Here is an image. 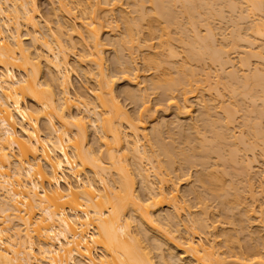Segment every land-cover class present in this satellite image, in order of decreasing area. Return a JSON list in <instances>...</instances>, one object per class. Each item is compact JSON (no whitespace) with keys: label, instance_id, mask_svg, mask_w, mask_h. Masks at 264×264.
Wrapping results in <instances>:
<instances>
[{"label":"bare ground","instance_id":"bare-ground-1","mask_svg":"<svg viewBox=\"0 0 264 264\" xmlns=\"http://www.w3.org/2000/svg\"><path fill=\"white\" fill-rule=\"evenodd\" d=\"M46 1H48L49 6H47V12L40 9L38 6L39 0H0V264H154L150 249L153 247L156 250L161 249L163 243L165 245L162 247L166 248V242L170 245L171 250L177 249L180 251L179 253L176 252V257H174L176 260L174 262L179 261L177 264H236L246 263L251 259L259 264H264V254L260 251V246L264 243H260V245L259 242L253 244L251 242L250 245L248 244L250 247L244 243L247 247H243V243L239 241V236L235 233L236 231L239 234L238 229L242 231L245 226L243 223L245 224V221L249 220L243 219V223L238 224L239 228L236 229L238 225L233 226L236 219L238 220L237 223L239 221L241 223V219L244 217L242 214L248 212L249 214L246 213L245 216L247 214L251 215L250 213L253 215V211L250 210L253 209L252 204H249L250 209L246 210L248 206L244 207L245 209L243 208L244 213L236 212V210H239L237 209L239 205L242 204L241 198L243 199V197L240 193L243 191L248 193L245 188L248 189L250 184L247 181L249 179H245L248 176L244 173V176H241L242 178L246 177L242 180L245 181V186L246 184L249 185L245 187L243 181V190L241 188L242 184L240 187L238 185L237 187L241 188L240 191L242 190V192H237L238 188L233 191V188L236 187L231 184L229 187H232V191H230L231 188L227 187L229 182L225 185L224 175L228 168L223 169L220 161H224L226 158V161H228L231 157H227L229 154L236 156L234 157L237 158L236 162L240 161L241 159L237 157L240 149H235L236 146L233 147V145L231 149H227L228 152L229 150L231 152H227V155L224 156L223 149L220 148L223 141H225L221 139L225 137L223 136L224 132L222 134L212 128L215 124L217 126L219 122L215 120L214 123L213 116V119L208 117L210 115L209 111H207L208 113L205 112L208 107V109L212 107V111H215L213 110L215 106H212L214 104L207 103L211 106L208 105L207 108H204L207 105L206 101L204 107L202 105L203 99L202 102H198L202 105V109L204 108V111L202 109L201 111L209 114L205 115L203 113L207 118L203 122L207 123L208 119H210V122L212 121L211 123L208 122L206 127L203 125L210 133L211 130L209 129L214 130L211 134L213 139L211 138L209 141L206 140L210 139L211 136L206 137V133L198 135L199 124H196V126L193 123L194 121L188 122L187 119L186 124L189 123V127L192 123L195 128L198 127V131L193 133L196 137L201 136L198 137V143L196 137L193 139L192 137L188 138L191 136L190 131L196 130L192 125V130L186 131L190 135L183 131L184 135L186 133L189 136H182L181 133L183 132L180 133L181 127H184L181 130H185V126L188 127V124L184 125V120H182L183 122L177 120L175 124H170V127L174 126L177 131L179 128L178 133L181 135H178L183 137L182 140L176 139V141L173 139L175 138L174 135L171 139V135L168 136L167 134L171 139L169 143L161 137V129H165L166 132L168 129L163 125H168L171 119H169L170 122L166 120V123L162 121L163 125L160 122L162 119L159 121L160 123L156 122L158 124L151 125L149 123L151 125L148 128L150 131L147 132L146 121L140 118L139 123L132 122L129 114L124 111L122 105L117 101L113 89V78L106 73L103 65L104 56L102 51L105 44L100 38L104 28L105 30L109 28L110 30L107 29L108 32L114 31L113 28L117 27L115 22L119 19L122 23L119 20L117 22L123 25V36L120 34L121 39L118 38V41L115 42L118 45V52L121 54L120 56L117 52L115 56V58L119 56L116 58L119 59L118 62L115 61L117 63L115 65H119L116 68L119 69V74L126 79L128 78V82L130 79L135 83L139 75V68L134 64L135 58L133 57L135 56H132V54L142 48L145 49V53L143 50L141 52L140 61L145 70L152 71L151 77H149L151 79L148 80L149 82L151 80V85L148 86L158 92L160 97L170 99L169 105L176 104L174 105L176 106V112L173 111L176 114L174 117L179 115L184 117L191 113V105L188 104L187 97L195 91L198 79H200L198 76L195 77L198 72L194 69V65L191 67L189 64L192 62L195 64L194 61H197L198 64L200 63L198 61L207 58L211 60L210 62L207 61L208 63H216L220 72L230 62L231 49H235L239 45H236L237 42L235 43V41L244 42L249 48L255 45L256 41H259L256 40L257 38L264 40L262 38L264 37V14H262L264 13V0H125L126 4L129 3V6H133L134 16H130L128 12L127 16V13L123 12L124 10L120 8V1L122 0ZM147 3L148 7L144 5H147ZM223 6L225 7L223 8ZM221 8L228 9L226 13L230 10L235 13L238 11L234 14L236 17L230 12L240 20L241 24L239 25L240 22L237 23L234 17L228 13L230 16H227V18L232 16L234 19V21H232V18L231 21L228 20L234 26V28L233 26L230 27L233 29L232 31H230V28L227 31L230 34L229 39H231L232 33V41L229 40L231 41L229 43L228 40H225L224 42V38L221 39L222 35L219 33L222 44L219 42L217 44L220 45L215 46L214 36H216V32L210 28L212 27L210 23L214 17L225 21ZM115 11L119 14L118 16L116 14L118 18L114 15ZM258 13L261 15L260 17L256 15ZM180 15L185 17L183 20L186 21L183 23L188 33L184 31V27H182L183 30L180 29L181 27L177 29L178 25L182 24L183 26ZM251 16L255 18H251ZM245 18L247 22L249 19L248 23L243 21L246 22L244 26L247 25L244 31L246 33L240 31L243 34L240 35L238 28L241 30V25L244 28V23L241 20H245ZM178 19L180 22L177 21ZM197 24L201 25V28L203 26V31L200 30V27H197ZM21 27L25 28L24 34L28 36L30 45L23 43ZM172 28L173 30L176 29L175 32L172 31ZM237 30L238 32H236ZM183 31L186 33L184 34V36H187L186 39H184ZM5 32H7L6 35ZM175 34H177V38H174ZM176 39L179 43L175 41ZM226 42L227 44H225ZM179 44L181 48L184 47L183 50L179 49L180 46L178 47V50L183 52L182 54L176 48ZM244 44L241 43V46H244ZM258 44L256 45L258 46ZM77 45L78 49L75 48ZM242 48L244 49V47ZM75 49L78 50V53L76 50L74 62L81 68L85 81L89 83V86H85V89L91 93V100L88 99L87 91L72 90L69 73L74 68L68 60V54ZM261 49L264 50V48ZM261 49L258 52H254L250 48L245 51L250 54L248 57L257 56L256 58L264 63V53H262L264 51ZM125 50L127 55L123 54ZM178 56H182L183 59L180 60L179 58L180 61H177ZM250 58H248V61ZM245 59L247 58L240 60L239 57L238 63L240 65L237 63L238 68L250 66ZM188 62L190 63L187 67ZM85 63H89V68ZM175 64H177L176 68ZM233 65L231 63V66ZM189 67L192 70L191 68L189 70ZM202 68L199 71L203 76L204 71H201ZM174 69L176 74L171 73ZM235 69L236 67H234V71H228L227 69V73L232 78V83L236 79V84L242 82L241 85L244 88L249 84L248 89H245L242 93L246 97L249 96L247 102L252 104L249 112L258 108H253L256 105L255 101L259 100L260 105L258 104V106H264V73H260L262 70L252 68L254 72H259L257 75L252 73L251 77L255 76L256 78L250 84L248 82L250 75L245 76L243 74V78H240L239 75H236ZM247 70L251 71V69ZM194 71L197 73L195 74ZM245 73L248 74L246 70ZM224 74L226 75V73ZM205 76L204 79H206ZM193 77L198 79L196 80ZM230 77L227 82L230 81ZM231 82L228 83L230 87L227 86V90L231 94L229 95L233 97L238 88L236 85V87L232 86ZM193 84L196 85L194 89ZM224 84L227 85V83ZM257 86L262 90L259 95L257 91H254ZM224 88L226 89V86ZM126 90L124 93L126 96L129 95L131 99H134L132 97L140 99L137 102L141 104V113L147 115L148 107L145 99L147 96L144 94V90L140 89L141 91H138V94L141 92L138 95L140 98L136 97L137 93L135 95L133 91ZM239 91L236 93L239 94ZM158 93L157 95H159ZM177 95L181 100L180 102H182L181 105H177L176 100H174V98H177V101H179ZM218 96L220 97L216 93L217 99H221ZM134 100L136 101V99ZM232 103L237 105V102ZM72 107L77 112L75 115L71 114ZM223 107L219 110L222 111ZM226 107L223 111L225 116L221 118H224L222 120L224 123L220 122L219 124L222 123L223 129L221 131H227L225 129L228 128L227 125L232 124L230 123L232 122L231 116H234L232 114L237 109L236 106L235 110L234 108L230 109L231 106H229L230 108H228V105ZM242 110H244L243 112L247 111L246 109ZM259 110L261 111V109ZM259 110H257V113ZM202 112H200L201 122L204 117ZM231 112L233 113L231 114ZM245 113L243 114L245 115ZM196 116H199V113ZM247 116L245 118L242 116L244 120L247 118L245 122L241 121L245 125L242 124V126L245 127V130L250 128L248 134L250 131L253 133L250 136L254 138L261 137L260 141L258 139L255 141L254 138V141L251 140L253 143L258 144V141L261 143L260 146L257 145L259 146L257 151L259 150V159L264 163V131H262L264 126L259 127L261 122H258V118L254 117L255 121L253 116L252 118H249L251 115ZM218 120L220 119L218 118ZM87 127L92 128L93 133L96 131L95 136L93 134L94 138H92L93 143H97L95 147L87 145V130L89 129ZM219 128L221 129V127ZM168 131L170 134V129ZM207 131L204 130V132ZM149 132L152 134L150 135ZM171 132V134H176V132ZM241 132L242 130L237 135H240ZM228 134L226 137H228ZM149 135L150 138L153 136L151 138L153 141L152 146H156L157 151L153 149V152H151L152 148L149 146L151 144H146L149 141ZM242 135L239 138L232 133L234 140L235 138L241 139L240 141L236 140L238 145L239 142L245 145L248 141L245 139L243 144ZM219 137L220 142L223 140L218 143L221 144L220 146L217 144ZM190 139L195 140L193 141L195 143ZM173 140L175 143L181 140L180 143L182 144H175ZM234 140L232 143H234ZM226 142H224V145H226ZM248 142L243 146L244 148L241 147V151L246 149L245 153L251 154L249 155L250 159L248 156V158L244 157L245 159L242 160H245L246 163L242 161L245 163L243 164L240 161L243 165L237 162L242 172L244 168L246 170L248 167L250 172L252 169L249 166L250 162L253 164L255 159V154L252 151L254 148L256 149V145L251 143L250 140ZM147 146L150 147L148 150ZM218 148L222 150V154H218ZM197 149L198 151H195ZM196 152H199V154ZM210 153H215L214 156L220 158L218 163L223 170L220 169L221 167L218 168V165H215L216 169L218 168L217 170L213 169L215 167L213 164H216L218 159L216 160L214 156V159H209ZM221 155L225 158H222ZM176 157L182 158L179 160H182L180 162H183L184 165H193L192 163L195 160L194 164L199 162L202 164L199 165V170L196 169L198 172L195 170L197 174H195V185H198L200 189L199 187H197L199 190L190 187L191 190L195 191H193V197L196 199V202H194L199 209L195 211L196 214H192L184 200L179 199L178 190L171 181L169 173L162 170L163 166L172 169ZM209 160L212 161V165L210 163L208 165ZM234 160L231 161L232 164L235 163ZM235 165L236 163L233 164V166ZM201 166H203V170ZM241 166H244V168L241 169ZM207 168L211 170L206 171ZM218 170L222 171L217 172ZM233 172L236 171L233 170ZM239 172L236 173L240 174ZM247 174L249 173L247 172ZM134 176L138 177L140 191H136L134 187ZM252 193L254 192L252 191ZM248 194H251L250 191ZM254 194L250 195V199H256ZM211 197L216 199V203L218 202L217 204L221 208L220 213L224 216L223 221V218L221 221H217L216 216L214 217L213 214L212 216L209 212L206 200H210ZM194 198L193 200H195ZM232 203L237 205L234 206ZM244 204L245 202L242 205ZM165 207L168 209L167 211H170L166 215L163 214V217L160 216L161 221L159 214L156 212ZM260 207H257V210H260ZM231 208H233V211ZM243 209L241 208V210ZM234 210L235 214L238 213L237 216L241 218L240 220L238 217H233ZM261 212L264 214V209ZM218 215L220 216V214ZM262 216L259 219L264 221ZM230 218H233L232 221L235 220L234 223H231ZM218 222H223L227 226L230 223L232 227H221L217 230ZM230 231H233L236 235H233V232ZM208 235H212L213 238H208ZM217 236H221L220 240H215ZM256 236L254 233V238ZM161 238L165 241L163 242ZM153 239L156 241L153 242L155 243L154 246L152 243L150 245L147 242ZM144 240L147 241L143 242ZM239 242L242 244L243 249ZM219 249H222V251ZM160 256L161 261L165 260L164 255ZM183 259H186V261L183 262ZM163 263H166V260Z\"/></svg>","mask_w":264,"mask_h":264},{"label":"rangeland","instance_id":"rangeland-1","mask_svg":"<svg viewBox=\"0 0 264 264\" xmlns=\"http://www.w3.org/2000/svg\"><path fill=\"white\" fill-rule=\"evenodd\" d=\"M121 2V7L120 8H122L123 10V12L124 13H129L130 14V16H134V12L132 11L133 10V6L132 5H128L129 3H127L126 4V1L125 0H122V1H120ZM48 1H46V0H39V2H38V6L40 7V9L42 10V11H44V12H47L48 11ZM145 6H147L148 7V3H147V5L146 4H144ZM243 6H244V4H242ZM48 6V7H47ZM242 6V7H243ZM225 6H223V8H224ZM46 8V9H45ZM132 8V9H131ZM223 8H221V11H223V13H222V15H223V17L225 18V21L223 20V19H221V20H219L217 17H214L213 19H211V23H210V26H212V27H210L211 29H213V31H215L216 32V36H214V38H215V40L217 41H215L214 40V45L215 46H217L218 44L217 43H219L220 42V44H222L221 43V41L222 40H220L219 38H221V36H220V34L222 35V38L221 39H223L224 38V42H225V40L227 41H229V40H231L232 41V38H233V35H232V33H231V39H229L230 38V34H228V29L230 28V27H232L233 25H232V22L230 23L229 21H231L230 19L232 18L233 19V17L235 16L234 14H236L238 11H236V13L235 12H232L231 10V12L233 13V15L231 14V12L229 11V12H227L226 13V11L228 10V9H223ZM179 9V8H178ZM41 11V12H42ZM116 13H114V15L116 16V14H117V16L119 15L118 14V12L117 11H115ZM131 12H132V14H131ZM128 13L126 14L127 16H128ZM230 15H232L231 16V18L230 17H228L227 18V16H230ZM228 14V15H227ZM262 14H264V13H262ZM200 16H202L201 14H199ZM221 15V16H222ZM225 15V16H224ZM257 16H261L259 13L258 14H256ZM116 16V17H117ZM181 16V15H180ZM199 16V17H200ZM255 16V15H254ZM182 17V16H181ZM199 17H198V19H199ZM223 17H221V18H223ZM236 17V16H235ZM234 17V19H235V21L237 22V23H239L240 22V20H238L237 18H235ZM256 17V16H255ZM255 17H252L251 16V18H255ZM118 18V17H117ZM183 18L185 19V17L183 16L182 17V20H183ZM202 18V17H201ZM234 19L232 20V21H234ZM249 19H250V17H249ZM249 19H248V22H249ZM119 19H117L116 20V22L115 23H117V27L116 28H113L114 29V31L112 30V31H109L108 32V30H110L109 28H106V30H105V28H104V33L102 32V34H101V40L103 41V43L105 44H103L104 46V49H103V56H104V59H103V65L105 66L104 68H105V71H106V73H108L109 75H111V77L113 78V89H114V94H116L115 96H116V98H117V101H118V103L120 104V105H122V108L124 109V111L125 112H127V114H129V118L131 117V119H132V122H135L136 124L137 123H139V120H141V119H144L145 121V125L147 126V132L148 131H150L148 128H150V126L151 125H153V124H155L156 122H159L161 119V123H162V121L163 122H167L166 120H168V122H170V120L169 119H171V122L168 124V125H166V124H164L163 125V123H162V125L164 126V127H166V128H168L167 129V132H166V130L164 129H161L162 131H164V132H162L161 131V133H162V136H161V134H160V136L163 138V140H165V142L166 141H169V143H170V140L173 138V137H175V138H173V139H181L182 140V138L183 137H181V136H179L178 134H180L181 132H186V131H190V130H192V128H191V125L194 123L195 125L197 124H199L198 126H200L199 127V131H198V127L197 128H195L193 125H192V127H194L196 130L194 131L193 130V132L192 131H190L191 132V136H189L190 135V133H187V134H189V135H186V133H185V135H186V137L187 136H189L188 138H190V137H192V139L193 138H195L196 137V135L195 134H193V133H195L196 131H198V135H201V133H206L205 135H206V137H209V136H211V134H213V131L215 130V131H219V132H221L222 134H223V132H224V134H226V135H224L223 134V136H225V137H223V138H221V139H223V140H225V141H223V145L222 146H220L221 144H218V143H221L219 140H221L220 139V137L217 139V144L220 146V148L221 149H223V152H221L222 150H220L219 148V153L218 154H224V156L225 155H227V152H228V150L227 149H231V147L233 146V147H235V149L236 148H238V149H240V150H238V156L237 157H239L241 160V162L243 161L242 159H245L244 157H249V159H250V156L249 155H251V154H247V153H245L246 151L245 150H243V151H241L242 149H241V147L242 148H244L243 146H245L247 143H249L248 141L250 140L251 141V143H253L252 142V140H253V136H250V135H252L253 133L250 131L249 132V134H248V131L250 130V128H246V130H245V125L243 124V123H241V121L243 120L244 122H245V120H247V118H248V116L247 115H251L249 118H252V116H253V119H255L254 117H256V119L258 118V122H261L260 123V126L259 127H261V126H264V113H262V112H264V109H262V107H264V106H262V107H260V106H258V104L260 105V102L258 103V101H255L256 103V105L253 107L254 109L256 108V107H258V108H256L255 110H253L252 112H256L255 114H257V115H255L254 113L252 114V112H249V110L251 109V107H252V104H250L251 102H247V100L249 101V96L248 97H246V96H244L242 93H243V91L245 90V89H248L247 88V86H249V84L247 85V86H245V88H244V86H242L241 85V83H238V84H236V82H237V80L236 79H234V84L231 82V81H233L232 80V78L229 76V73H227V69H228V71H231V70H233L234 71V67H236V69H235V73H237L236 75H239L238 77H242L243 78V76L245 75V76H248V75H250L249 76V80H248V82L251 84V82H253V80H255L254 78H256L255 76L253 77H251V75H252V73H255L256 75L258 74V72L260 71V69L262 70V72L260 71V73L262 74V73H264V69H262V68H264V63H262V60L260 61L258 58H256L257 56H254V57H252V58H250V57H248V55H250V54H248L245 50H249V48L251 49V50H254V52H258L261 48H264V43H262V42H264V40H260L259 38H257L256 40H259L258 42L256 41V43H254L255 45H253V46H250L249 48H247L248 46H246L245 44H244V42H238V41H235V43H236V45L237 44H239L238 46H236V50L235 49H231V53H230V62L229 63H227L226 65L228 66H225V67H223V68H225V69H222V71H220L219 72V69H218V66L216 65V63L214 62L213 64H210V63H208V62H210L211 60H208L207 58V60L205 61L204 59V61L206 62H204L203 60H201V61H198V62H200V63H198L197 64V61H194V62H196L195 64L193 63H190V62H188L187 63V67L190 65L191 67H193V65H194V69L198 72H196V71H194V73L196 74V76L195 77H197L198 76V78H200V79H198V78H195V77H193V78H195L196 80L198 79V83H197V86H196V88H195V86H194V84H193V89L195 88V91L193 92V93H190L189 94V96L187 97V100L189 101V103H188V101H187V103L189 104V105H191L190 106V108H191V113L190 114H192V115H187V116H176V117H174L176 114H175V112H176V106H174V105H176V104H170L169 105V101H170V99L169 100H167V99H165L163 96H161L160 97V94L158 93V92H155V90H153L152 88L150 89V87L148 86V85H151V80H150V82L148 81L149 79H151V78H149V77H151V72L152 71H150V70H145L144 69V67H143V64L141 63V52H142V50H143V48L141 49V50H137V51H135L134 49H133V51H135L134 52V54H132V56L134 55L135 57H133V58H135V62H134V64L139 68L138 69V76H137V79H136V81H135V83L136 82H139L138 84H135L134 82H133V80L131 81L130 79H129V82H128V78L126 79V78H124L121 74H119L120 72L118 71L119 69H116V68H118V66L119 65H115V64H117V63H115V61H117V60H119V59H116L117 57H119V56H117L116 58H115V56H116V54H117V52H118V45H117V43H115L116 41H118L117 39L119 38V39H121L120 38V34H122L123 33V30H122V22L120 23V22H117ZM181 20V22L183 23L184 21H186V20H183L182 21ZM200 20V19H199ZM229 20V21H228ZM177 21H179V19L177 20ZM239 21V22H238ZM242 22L243 21H246V18H245V20L244 19H242L241 20ZM180 22V21H179ZM227 22V23H226ZM247 22V21H246ZM246 22H243L244 24H243V27L244 28H242V25H241V30H240V28H238V30H239V33H240V35H243V34H241V32L240 31H242V33H246V32H244L245 31V27L247 26H244L245 24H246ZM247 22V23H248ZM230 23V24H229ZM234 23V22H233ZM180 24V23H179ZM241 24V22L239 23V25ZM229 25V26H228ZM235 25V24H234ZM238 25V24H237ZM238 25V26H239ZM201 26V25H200ZM198 24H197V27L199 28L200 27ZM179 27H181L180 29L181 30H183V28L182 27H184V23H183V26H182V24L181 25H178V28L177 29H179ZM240 27V26H239ZM223 28V29H222ZM226 28V29H225ZM233 28H234V26H233ZM184 29H185V27H184ZM221 29H222V32L224 33H222L221 32ZM231 30L230 31H232L233 29L232 28H230ZM243 29V30H242ZM121 30H122V32H121ZM174 30H176V29H174ZM173 30V28H172V31H174ZM200 30H202L203 31V26H202V28L200 27ZM236 30V29H235ZM238 30L236 31V32H238ZM20 31H21V34H22V36H21V38H22V41H23V43L24 44H26V45H30V42H29V39H28V36L27 35H25L24 33H25V28H23V27H21V29H20ZM184 31H186V33H188L187 32V30L185 29ZM183 31V32H184ZM202 31H201V33H202ZM175 32V31H174ZM177 32V31H176ZM185 32L183 33V36H184V34H186ZM220 33V34H219ZM7 34V32H5V35ZM171 34H173V33H171ZM178 35H182V34H178ZM188 35V34H187ZM225 35V36H224ZM122 36H123V34H122ZM173 36V35H172ZM183 36H182V38H183ZM217 36H218V38H217ZM227 36H228V39H227ZM110 38V39H109ZM174 38H177V34H175V36H174ZM178 38H179V36H178ZM180 38H181V36H180ZM187 38V36L185 35L184 36V39H186ZM262 38H264V37H262ZM115 39V40H114ZM184 39H183V41H184ZM110 40V41H109ZM112 40H114V41H112ZM178 39H176L175 41L177 42V43H179V41H177ZM220 40V41H219ZM237 40V39H236ZM231 41H229V43L231 42ZM260 41H261V44H260ZM111 42V43H110ZM224 42H223V44H224ZM241 43L242 44H244V46L242 45L241 46ZM257 43H259L260 44V46H259V44H258V46L256 45ZM174 44H176V43H174ZM219 44V45H220ZM225 44H227V42L225 43ZM117 45V46H116ZM182 45V44H181ZM218 45V46H219ZM176 46V45H175ZM180 46V44L179 45H177L176 46V48H177V51L178 52H180L179 50H178V47ZM116 47H117V50H116ZM242 47H244V49L242 48ZM254 47H257V48H255L254 49ZM75 48H77L78 49V45L75 47ZM183 48L184 47H182L181 48V46H180V48L179 49H182L183 50ZM238 48V49H237ZM240 48V49H239ZM260 48V49H259ZM77 49H75L73 52L71 51V50H69V51H71L69 54H68V60L70 61V64H71V66L74 68V69H72L71 71H70V75H69V79L71 80V86H72V90H74V91H80V90H82L83 92L84 91H87V94H88V99H90L91 100V93L89 92V90H87V89H85V86H89V83H87L86 81H85V79H84V77H83V74H82V71H81V68L77 65V63L76 62H74L75 61V55H76V50ZM256 49H258V50H256ZM181 50V51H182ZM234 50V52H232ZM250 50V51H251ZM256 50V51H255ZM262 50V49H261ZM68 51V52H69ZM144 51V53H145V49L143 50ZM238 51V52H237ZM262 51H264V50H262ZM241 52V53H240ZM261 52V51H260ZM77 53H78V50H77ZM119 54H120V52H118ZM181 54L183 53V52H180ZM243 53V54H242ZM246 53V54H245ZM262 53H264V52H262ZM118 54V55H119ZM123 54H125V55H127L126 54V50H125V52L123 51ZM239 54H241V55H239ZM142 55H143V53H142ZM180 55V54H179ZM120 56H121V54H120ZM245 56V57H244ZM124 57H126V56H124ZM239 57H240V60L241 59H243L244 60V58H247V59H245V60H247V64H249L250 66L249 67H246V66H241V67H243V68H238V62H239ZM242 57V58H241ZM179 58H180V60L181 59H183V57L182 56H178V58H176L177 59V61H180L179 60ZM248 58H250L249 59V61H248ZM116 59V60H115ZM208 61V62H207ZM118 62V61H117ZM213 62V61H212ZM259 62H261V63H259ZM177 63V62H176ZM190 63V64H189ZM204 64L203 66H205V67H203L202 66V64ZM231 63H232V65L233 66H231ZM238 63V64H237ZM87 63H85V65H86ZM142 64V65H141ZM178 64V63H177ZM177 64H175V68H176V65ZM189 64V65H188ZM246 64V65H247ZM261 64H262V66H261ZM240 65V64H239ZM257 65V66H256ZM258 65H260L259 67H258ZM87 66H88V68H89V63L87 64ZM86 66V67H87ZM116 66V67H115ZM252 66V67H251ZM255 68H257V69H259V71L257 72V71H253V69H254V67ZM84 67V66H83ZM187 67H185V69H187ZM191 67H189V70H190V68ZM204 68V70H203V68ZM240 67V66H239ZM91 68V67H90ZM174 68V67H173ZM172 68V69H173ZM200 68H202V72L204 71V73H203V76L201 75L202 73L199 71L200 70ZM220 68V67H219ZM240 69V70H238V69ZM253 68V69H252ZM171 69V70H172ZM243 69V70H242ZM247 69H251V73L249 72V70H247ZM44 70V69H43ZM188 70V69H187ZM191 70H192V68H191ZM221 70V69H220ZM236 70H237V72H236ZM245 70L247 71V73L248 74H246L245 73ZM92 71H94V70H92ZM244 72V73H241V72ZM205 72H207V73H205ZM240 72V73H239ZM257 72V73H256ZM16 73V72H15ZM172 74L173 73H175L176 74V72H175V69L171 72ZM193 73V74H194ZM224 73H226V75H227V77H226V75L224 74ZM259 73V75H261ZM18 74V73H17ZM174 74V75H175ZM206 76H208V77H206ZM244 74V75H243ZM18 76V75H17ZM194 76V75H193ZM204 76H205V78L206 79H204ZM225 77V78H224ZM231 78L230 79V81H228L227 82V79L228 78ZM251 77V78H250ZM203 78V79H202ZM240 78H238V79H240ZM195 80V81H196ZM201 80V81H200ZM223 80H225V81H223ZM229 80V79H228ZM236 80V81H235ZM223 81V82H222ZM239 81V80H238ZM132 82V83H131ZM229 82H231L232 84V86H234V87H236L237 86V91H239V90H241V91H239L243 96L241 97V94L239 93V94H237L236 92H234V94H233V97L232 96H230L231 94H230V92H228L229 90H227L229 87H230V85L228 84ZM218 83V84H217ZM221 83H227V85L226 84H221ZM141 84V85H140ZM223 85V86H222ZM236 85V86H235ZM207 86H208V88H207ZM224 86H226V89L224 88ZM227 86H228V88H227ZM231 86V87H232ZM242 88H241V87ZM136 87V88H135ZM138 87V88H137ZM139 87H140V89H142V90H144V94H146V105H147V107H148V110H147V112L148 113H146L147 115H145V114H143V112L141 113V110H142V107H141V104L140 103H138L139 101H140V99H138V98H135V97H132V98H134V99H136V101L134 100V99H131L130 97H129V95H127L128 96V98H127V96H126V94H124L125 93V90L127 89V90H130V91H133L134 93H135V95H136V93H137V95H136V97H139L138 95H140L141 94V92L138 94V91L140 90L139 89ZM144 87V88H143ZM134 88V89H133ZM244 88V89H243ZM256 88V87H255ZM125 89V90H124ZM133 89V90H132ZM126 90V91H127ZM137 91V92H135V91ZM226 90H227V92H226ZM258 90H259V92H258ZM141 91V90H140ZM154 91V92H153ZM255 92L257 91V94L259 95V94H261V91L262 90H260V87L259 86H257V88H256V90H254ZM133 93V94H134ZM142 93H143V91H142ZM157 93L159 94V95H157ZM216 93L217 94H219L220 95V97L219 98H221V99H217V97H216ZM221 93V94H220ZM236 93V94H235ZM230 94V95H229ZM235 95V96H234ZM239 96V98H238V96ZM178 96V95H177ZM177 96H175V97H177ZM197 97V99H196V97ZM230 96V97H229ZM235 97V98H234ZM245 97V99H243ZM140 98V97H139ZM178 98H179V96H178ZM212 98V99H211ZM138 99V100H137ZM200 99V100H199ZM203 99V101L204 102H202L201 100ZM211 99V100H210ZM219 101H217V100ZM174 100H176V103H177V105H181L182 104V102H180L181 100H180V98H179V101H177V98H174ZM196 100H198L197 102H196ZM231 100H233V101H231ZM235 100H237V101H235ZM241 102H240V101ZM246 100V101H245ZM257 100V99H256ZM138 101V102H137ZM202 102L203 104V107H204V104H205V101H206V104L207 103H210L211 105L212 104H214V105H212V106H215V108H213V110H215V111H212V107H210V109H208L206 106H208L209 104H207V105H205V107L204 108H207L206 110H205V112L206 113H208L207 111H209V114H205V112H202L201 111V109H202V105L200 104V103H198V102ZM208 101V102H207ZM239 101V102H238ZM137 102V103H136ZM220 102H222V103H220ZM232 102H237V105H236V103H232ZM191 103V104H190ZM239 103V104H238ZM246 103V104H245ZM249 103V104H248ZM223 107V110L222 111H220L219 109H221L222 107L220 106V105ZM226 104V105H225ZM235 104V105H234ZM245 104V105H244ZM140 105V106H139ZM199 105H201V106H199ZM211 105H209V106H211ZM218 105V106H217ZM228 105V108H230L229 106H231V108L230 109H233L234 108V110L236 109V107H237V109L235 110V112H234V114H232L233 112H231V114L232 115H234V116H231L232 117V122H230V123H232V124H229V125H227L228 126V128L227 129H225V130H227V131H221L222 129H223V127H222V123H221V125H219L220 124V122H223L224 123V121H222V120H224V118L223 119H221L222 117H224L225 116V112H223L224 111V109H225V107ZM244 105V107H242ZM246 105H248V106H246ZM216 106H217V108H216ZM232 106H234V107H232ZM236 106V107H235ZM201 107V108H200ZM219 107V108H218ZM221 107V108H220ZM241 108V109H239V108ZM203 108V109H204ZM227 108V107H226ZM248 108V109H247ZM250 108V109H249ZM200 109V110H199ZM202 109V110H203ZM239 109V110H238ZM242 109H246L247 111H245L246 113H247V115H246V113L245 112H243L244 110H242ZM259 109H261V111L259 110ZM241 110V111H240ZM257 110H259L258 111V113H257ZM71 114L73 113L74 115L77 113L76 112V110H75V108H71ZM173 111H175V112H173ZM204 111V110H203ZM232 111V110H231ZM200 112H202V115H203V113L205 114V115H209L208 117L210 118V119H213L214 118V123H215V120H217L218 122H219V127H221V129L218 127V125L216 126V124L214 125V126H212V128L214 129H209V128H207V129H209V130H211V133H210V131H207L206 130V124L208 123V122H210V119H208L207 121V123H204L203 121H204V119H207V118H205V116L203 117V119H202V122H201V113ZM211 112V113H210ZM213 112V113H212ZM174 113V114H173ZM198 113H199V116H196V115H198ZM243 113H245V115L247 116V118L244 120V118L246 117ZM251 113V114H250ZM260 113V114H259ZM173 114V115H172ZM212 114H214V115H212ZM222 114H224V115H222ZM259 114V115H258ZM255 115V116H254ZM212 116H213V118H212ZM215 116V117H214ZM218 116V117H217ZM220 116V117H219ZM244 118H243V117ZM259 116V117H258ZM179 117V119H177ZM207 117V116H206ZM217 117V118H216ZM141 118V119H140ZM173 118V119H172ZM175 118H176V121H175ZM216 118V119H215ZM218 118L220 119V120H218ZM153 119V120H152ZM188 120V122H193L191 125H190V127H189V123H187L188 124V127L187 126H185L186 128H185V130L184 129H182L181 130V128H184V127H181L180 128V133H178V131H179V128H178V131H177V128H176V130L174 129V126L173 127H170V124L172 125V123H174L175 124V122H177V120H179V121H182V120H184L185 122H183L184 123V125L186 124V121ZM234 119V120H233ZM253 119H251L252 121H253ZM256 119H255V121H256ZM249 120V119H248ZM250 120V123L252 122ZM262 120V121H261ZM155 121V122H154ZM173 121V122H172ZM200 121V122H199ZM148 122V123H147ZM159 122V123H160ZM205 122H206V120H205ZM212 122V121H211ZM210 122V123H211ZM217 122V123H218ZM151 125H150V124ZM204 123V124H203ZM156 124H158V123H156ZM186 124V125H187ZM242 124L244 125V126H242ZM150 125V126H149ZM166 125V126H165ZM196 125V126H197ZM205 127H204V126ZM162 126V128H164ZM201 126H202V128L205 130V131H207V132H209L208 134H207V132H204V130L201 128ZM90 127H91V125H90ZM208 127V126H207ZM244 127V128H243ZM89 127H87V129H88ZM189 128H191V129H189ZM217 130H216V129ZM262 128H264V127H262ZM170 129V134L168 133L169 130ZM171 129H174V130H171ZM186 129H188V130H186ZM219 129V130H218ZM249 129V130H248ZM202 130V131H201ZM242 130V134H244V135H242L241 133H240V135H242L243 137H242V143L244 144L245 142V139H246V143H245V145H242V144H240V142H239V145L237 144L238 142L236 141V140H239V138H240V135H237V134H239V131H241ZM244 130V131H243ZM251 130H252V128H251ZM171 131H173V133H175L176 131V134H171L172 132ZM247 131V132H246ZM262 131H264V130H262ZM184 132L183 133H181L182 134V136H185L184 135ZM226 132V133H225ZM238 132V133H237ZM95 133H96V131H95ZM95 133H93V131H92V128H89L88 130H87V135H88V137H87V141H88V144L87 145H89V146H92V147H95L96 145H97V143H93V139L92 138H94L93 137V134H94V136H95ZM227 133H229L228 134V137H226L227 136ZM232 133H233V135L235 134V136L236 137H239V138H235V140H234V138H233V136H232ZM252 133V134H251ZM149 134L151 135L152 133L151 132H149ZM167 134H168V136L169 135H171L170 136V138L167 136ZM180 134V135H181ZM150 135H149V138H148V142L146 143L147 145H148V143L149 144H151V145H149L152 149V151L151 152H153V149H155V151H157L156 150V146H152V137L153 136H151V138H150ZM174 135V136H173ZM176 135V136H175ZM178 135V136H177ZM195 135V136H194ZM197 135V136H198ZM259 135V134H258ZM173 136V137H172ZM203 136H204V134H203ZM254 136H257V135H254ZM198 137H201V136H198ZM198 137H196V139H197V143H198V140H199V138ZM245 137V138H244ZM258 137V138H257ZM257 137H255L254 139H256L255 141H257V139L260 141V136H257ZM161 138V139H162ZM211 138H212V136L210 137V139L208 138V140H206V141H209V140H211ZM227 138H230V139H227ZM249 138V139H248ZM207 139V138H206ZM213 139V138H212ZM244 139V140H243ZM252 139V140H251ZM154 140V139H153ZM162 140V141H163ZM180 140V141H181ZM191 140V139H190ZM234 140V143H232V141ZM241 140V139H240ZM239 140V141H240ZM146 141V140H145ZM177 141V140H176ZM180 141L179 142H177V143H180ZM192 141V140H191ZM193 141H195V140H193ZM192 141V142H193ZM227 141V142H226ZM254 141V140H253ZM259 141H258V144L257 143H253L254 145H256V149L254 148V150H255V152H253L252 151V153L253 154H255V159H257V160H253V164H251V162H250V167L252 168L251 170H250V172H249V167L245 170V168H244V166H241V169L242 168H244V171L242 172V170H240V168L238 167V165L239 164H242L243 162H245V160L242 162V163H240V161L238 160L237 162H239V164L236 162V159L237 158H234V157H236L235 155H231V154H229L227 157H230L229 159H228V161H226L227 160V158H226V160H224L225 161V163H224V161H220V163L222 162V164H220L221 166H223V169H227L228 170V172H227V170H226V174L224 175V180H225V185H226V183H228V186L227 187H229V185L231 184L232 186L233 185H235V186H233V187H236V188H233V191L235 190V189H237L238 188V190H236L237 192H242V190H243V187L245 186V181L244 180H242V179H244L246 176H248L247 178H245V179H249V180H247V181H249V184H246V186L245 187H247L248 185L250 186L248 189H250V188H252V189H250L249 191H250V193L251 194H248L249 193V191H248V189L247 188H245L246 189V192H248V193H245V191H243L242 193H240V195L243 197V199L241 198V203L243 204L244 202H245V204H247V205H239V208H237V209H239V210H241V208L243 209L244 207H246V206H248L247 208H246V210L247 209H250L251 208V204H252V207H253V209H250V210H252L253 211V215H252V213H250L251 215H248L249 213L248 212H245V208L243 209V210H241V211H239V210H236V208H235V210H236V212L238 211V212H240V214H242V212L244 213V214H242V216L244 215V217H242V219L239 217V216H237L238 215V213L237 214H235V210H234V212H233V217L235 216V217H238L239 218V220L241 219V223H240V221H239V223H237V219L236 218H234V219H236V221L235 220H233V221H235L236 223H234L233 221H232V219L230 218V220L232 221L231 223H234V225L233 226H236V225H241L242 223H243V219H246V220H248V221H245V224L243 223V225H245L244 226V228H243V225H242V228L244 229H242V231H241V229H238L239 228V225H238V227L236 226V229H238L240 232H239V234H238V232H236L235 231V233H237V235L239 236V238H238V236H237V238L239 239V241L240 242H242L243 243V245H244V243H246L247 244V246H249L250 245V243L252 242V244L253 243H255V242H259V244L261 243H264V221H262L261 219H259V218H261V216L262 215H264V214H262V209H264V172H262V171H264V168H262V167H264V163H262V161H261V159H259L260 158V156L258 157V152H259V150L257 151V148L261 145V143H259ZM173 142L175 143V141L173 140ZM172 142V143H173ZM224 142H226V145H224L225 143ZM229 142V143H228ZM231 142V143H230ZM237 142V143H236ZM143 144L145 143L144 141L142 142ZM177 143H175V144H177ZM193 143H195V142H193ZM228 143V144H227ZM180 144H182V143H180ZM179 144V145H180ZM230 144V145H229ZM153 145H155V144H153ZM242 145V146H241ZM257 145H259V146H257ZM146 146V145H145ZM149 147V148H150ZM156 147V148H155ZM223 147H225V148H223ZM230 147V148H229ZM148 148V146H147V150L149 149ZM246 148V147H245ZM259 149V148H258ZM227 150V151H226ZM195 151H198V149L197 150H195ZM194 151V152H195ZM226 151V152H225ZM235 151V150H234ZM250 151V150H249ZM149 152H150V150H149ZM218 152V151H217ZM231 151L229 150V152L228 153H230ZM155 153V152H154ZM196 153H198L199 154V152H196ZM245 153V154H244ZM251 153V152H250ZM195 154V153H194ZM198 154H196V155H198ZM211 154V153H210ZM215 154V153H214ZM214 154L212 153L211 155H209V159H212L213 158V156H214ZM240 154V155H239ZM216 156V155H215ZM214 156V157H215ZM223 155H221V157H222ZM222 157V158H225V157ZM242 156H243V158H242ZM155 157L157 158V156H156V154H155ZM158 157H160V156H158ZM181 157V156H180ZM211 157V158H210ZM233 157V158H232ZM247 157V158H248ZM257 157V158H256ZM216 158V160L218 159L217 157H215ZM238 158V159H239ZM179 159H182V158H175V161H174V164L172 165V169H168V168H166L165 166H163L162 167V170H163V172H168L169 173V177L171 178V181L174 183V185L176 186V188H177V190H178V196H179V199H181V200H184V203L188 206V209H189V211L192 213V214H194L195 213V211H198L199 209H198V206H197V204H195V202H196V199L193 197V195H194V193H193V191L194 190H191L190 189V187L192 186L193 188L192 189H194V188H196V190H199L200 189V187L197 185H195L196 184V182H195V179H196V177H195V174H196V171L197 170H199V165H202L200 162V164L199 163H195L194 164V162H196V160L192 163L193 165H184V163L182 164L180 161H182V160H179ZM214 159V158H213ZM235 161V163H236V165L235 166H237V167H235V166H233V164H235V163H231V161H233V160ZM249 159H248V161H249ZM219 160H220V158L217 160V163L215 164H213L212 163V161L211 160H209L210 162H208V165H209V163H210V165H212L213 164V166H217L218 165V168H220L219 167ZM214 161V160H213ZM130 162V161H129ZM198 162V161H197ZM227 162H228V164H227ZM231 163V164H230ZM246 163V162H245ZM245 163H243V164H245ZM226 164V165H225ZM242 164V165H243ZM249 164V163H248ZM195 165V166H194ZM204 165V164H203ZM228 165V166H227ZM212 166V167H213ZM216 166L215 167H213V169L215 168L216 169ZM233 166V167H232ZM240 166V165H239ZM253 166V167H252ZM129 167H130V165H129ZM202 167V170H203V166H201ZM226 167V168H225ZM231 167V168H230ZM198 168V169H197ZM217 168V169H218ZM131 169V168H130ZM197 169V170H196ZM214 169V170H215ZM216 169V170H217ZM220 169H222V167L220 168ZM222 169V170H223ZM196 170V171H195ZM200 170H201V168H200ZM208 170H211L210 168H207L206 169V171H208ZM222 170H220V171H222ZM233 170L234 171H236V172H239V171H241L242 172V174H241V172H239L240 174H238V173H236V172H233ZM131 171H132V169H131ZM213 171V170H212ZM219 170L217 171V172H220ZM133 172V171H132ZM198 172V171H197ZM216 172V171H215ZM247 172L249 173V174H247ZM134 173V172H133ZM228 173V174H227ZM232 173H234L233 175H232ZM244 173H245V177H243L242 178V176L241 175H243L244 176ZM135 175V174H134ZM197 175V174H196ZM237 175V176H236ZM228 179V180H227ZM230 180V181H229ZM232 180V181H231ZM238 180V181H237ZM241 181V183H240V181ZM134 187L136 188V191H140V183H139V180H138V177H135L134 176ZM236 181V182H235ZM243 181H244V183H243ZM246 181V182H247ZM235 182V183H234ZM239 182V183H238ZM244 184V186H243V184ZM242 184V185H241ZM239 185V187H240V185H241V188H242V190L240 191V189L241 188H239V187H237ZM196 186V187H195ZM197 187H199V189L197 188ZM229 188H231V190L230 191H232V187H229ZM228 188V189H229ZM244 189V190H245ZM188 191H189V193H188ZM252 191L255 193H252ZM187 192V193H186ZM195 192V191H194ZM140 193H142V192H140ZM193 193V194H192ZM231 193V192H230ZM139 194V193H138ZM252 194H254V198H256V199H250L251 198V196L250 195H252ZM142 196H143V194H141ZM246 195H248V196H246ZM257 195V196H256ZM244 196H246V197H244ZM231 197V196H230ZM193 198L195 199V200H193ZM246 198V199H245ZM252 198H253V196H252ZM258 198V199H257ZM209 199V198H208ZM213 201H212V200ZM215 200V201H214ZM244 200V201H243ZM252 202H251V201ZM254 200V201H253ZM195 201V202H194ZM208 201H209V203H208ZM206 203H207V205H208V210H209V212L211 213V215L213 214L214 215V217L216 216V219H217V221H221V219L224 217V216H222V214L220 213V211H221V208H219L220 206L216 203V199H213V197H211L210 198V200H206ZM255 203V204H254ZM262 203V204H261ZM209 204H210V206H209ZM216 204L218 205V207L216 206ZM250 204V205H249ZM232 205H237V204H233L232 203ZM232 205H230L231 207H232ZM257 205V206H256ZM259 205V206H258ZM262 205V206H261ZM234 206H233V208H234ZM249 206H250V208H249ZM261 206V207H260ZM210 207H211V209H210ZM260 207V210H257L258 208ZM233 208H231V210L233 209ZM168 209H166V207L165 208H163V209H161V210H158L156 213H158L159 214V219H161V221H162V218L161 217H163V214L164 215H166V213H168L169 211H167ZM210 210H213V211H210ZM233 211V210H232ZM231 211V212H232ZM259 211H260V213H259ZM231 212L229 213L230 215H231ZM197 213V212H196ZM195 213V214H196ZM246 213H248L246 216H245V214ZM218 214H220V216L218 215ZM239 214V215H240ZM212 215V216H213ZM230 215H229V217H230ZM261 215V216H260ZM161 216V217H160ZM222 216V217H221ZM251 217V218H249V217ZM260 216V217H259ZM213 217V218H214ZM232 217V216H231ZM247 217V218H246ZM257 217V218H256ZM262 217H264V216H262ZM188 219V218H187ZM229 219V218H228ZM228 219H227V221H228ZM261 220L260 222H259V220ZM224 220V218L222 219V221ZM187 221V220H186ZM185 221V222H186ZM186 223H188V222H186ZM229 223V222H228ZM162 225V224H161ZM231 225H230V223L228 224V226H227V224H223V222L222 223H220V222H218V224H217V230L218 229H220L221 227H225V228H228V227H230ZM232 227V226H231ZM233 228H235V227H233ZM237 230V231H238ZM254 231V232H253ZM231 232V231H230ZM233 232V231H232ZM231 232V233H232ZM242 232V233H241ZM254 233H255V236L258 238V240H260V241H258L257 240V238L255 237L254 238ZM257 233V234H256ZM154 234V233H153ZM233 235H236V234H234V232L232 233ZM249 234V236L252 234V236H250V238H249V236H247ZM151 237L153 238V236L151 235ZM260 237V238H259ZM152 238H150V239H152ZM208 238H213V236L212 235H208ZM220 238H221V236L219 237V236H217V237H215V240H220ZM249 238V239H248ZM255 239V241H254V239ZM161 239H163V238H161ZM248 240H251V241H248ZM145 241H147V240H144L143 242H145ZM151 241V242H150ZM155 240L153 239V240H149V241H147V242H149V244L150 243H152L153 244V246H154V244L155 243H153ZM165 240L163 239V242H164ZM146 242V243H147ZM156 242V241H155ZM239 242V244H241ZM145 243V244H146ZM148 243H147V245H149ZM152 244H150V245H152ZM249 244V245H248ZM260 244V245H261ZM149 245V246H150ZM165 245V243H163V245L162 246H164ZM259 245V246H260ZM161 246V249H157L156 250V248L154 249V247L152 248V249H150V255L152 256V260H153V262H154V264H162L165 260H166V263H163V264H173V263H175V264H177L178 262H174V261H176L175 259H174V257H176V252H180L179 250H177V249H170V245L166 242V248L165 247H162ZM169 246V247H168ZM246 245H244L243 247H245ZM246 246V247H247ZM243 247H242V244H241V248L243 249ZM250 247V246H249ZM151 248V247H150ZM169 248V249H168ZM221 248V247H220ZM244 249H246V248H244ZM260 251H261V253L262 254H264V244H262V246H260ZM159 250V251H158ZM163 250V251H162ZM219 250H221L222 251V249H219ZM224 250V249H223ZM174 253H175V255H174ZM172 254H173V256H172ZM160 255H164L163 257H164V259L165 260H163V261H161V256ZM160 256V257H159ZM160 258V259H159ZM184 261H186V259H183V262ZM162 262V263H161ZM180 262H182V261H180ZM236 264H259L258 262H256L254 259H251L250 261H248V262H246V263H236Z\"/></svg>","mask_w":264,"mask_h":264}]
</instances>
